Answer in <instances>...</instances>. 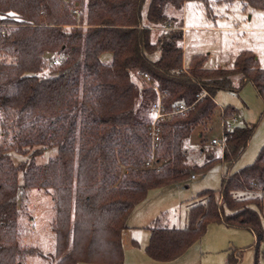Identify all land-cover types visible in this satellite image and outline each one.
<instances>
[{"label":"trees","instance_id":"16d2710c","mask_svg":"<svg viewBox=\"0 0 264 264\" xmlns=\"http://www.w3.org/2000/svg\"><path fill=\"white\" fill-rule=\"evenodd\" d=\"M185 1L0 0V264H24L35 254L50 264H122V233L135 204L150 189L204 173L218 160L207 152L203 165L191 164L184 150L197 128L203 143L215 94L236 89L231 77L239 74V86L250 82L264 103V69L248 50L231 67H204L202 54L183 66ZM243 1L264 11V0ZM103 52L111 53L109 61L101 60ZM156 101L172 113L157 122L153 147ZM179 104L187 109L173 112ZM222 111L235 115L231 107ZM254 127H224L219 160L228 169L220 188L198 193L185 227L151 226L149 256H180L210 223L247 229L256 243L264 239V145L254 162L230 170ZM51 149L54 156L35 163ZM13 153L26 157L15 163ZM33 188L54 202L49 257L17 238ZM238 260L230 254L224 264Z\"/></svg>","mask_w":264,"mask_h":264},{"label":"rangeland","instance_id":"374dc122","mask_svg":"<svg viewBox=\"0 0 264 264\" xmlns=\"http://www.w3.org/2000/svg\"><path fill=\"white\" fill-rule=\"evenodd\" d=\"M179 15V12L177 13ZM180 19L183 27V64H188L195 54L205 56L204 67H231L235 57L244 50L250 51L264 69V11L243 0H187L184 2ZM9 26V25H8ZM111 53L103 52L102 61H109ZM234 90H219L215 96L217 110L211 127L199 142L197 128L184 143V150L191 164L203 165L210 152L214 161L204 173H197L184 181L166 184L150 189L145 197L132 208L127 217V229L122 233V264H224L232 255L238 256L236 264H264V239L256 243L254 235L247 229L210 223L205 233L191 243L184 252L170 260L152 258L146 252L150 226H186L189 205L198 199V193L205 189L218 190L222 174L228 169L221 160L219 145L212 139L223 138V109L234 108L236 125L254 124V131L247 146L231 171L254 162L264 145V103L256 95L250 82L240 85L239 74L231 77ZM234 126V125H233ZM55 150H47L34 157L36 164H42ZM13 153L18 163L22 158ZM123 170L121 169V172ZM19 176V180H20ZM263 208L259 209L264 228V192L261 195ZM53 199L42 190L33 188L27 200L22 203L23 212L18 220V240L22 246L33 247L35 251L49 257L54 254L55 238L51 230L54 216ZM31 217V218H30ZM30 218V219H29ZM133 239L136 243L131 242ZM24 264H50L46 257L27 256ZM85 264V263H79Z\"/></svg>","mask_w":264,"mask_h":264},{"label":"built area","instance_id":"2783aa9c","mask_svg":"<svg viewBox=\"0 0 264 264\" xmlns=\"http://www.w3.org/2000/svg\"><path fill=\"white\" fill-rule=\"evenodd\" d=\"M74 12L77 13V9H75ZM1 33L4 34V30H2ZM56 62H57V59H54L52 61L53 64H55ZM186 109H187L186 106H184L183 104H179L173 112H183ZM150 111L152 113L153 118H152L151 125L149 127V134L151 137L152 146L154 147L155 143L159 140V135H160L157 122L163 120L166 116L170 115L172 112H164L159 101H156L155 103L151 105ZM222 122L225 127H232L233 125L236 124V118L235 117H230L226 119L222 118ZM211 141H212V144L219 145V147L221 148V151H223V148H224L223 138L219 140L216 138H213Z\"/></svg>","mask_w":264,"mask_h":264},{"label":"crops","instance_id":"0c3cea01","mask_svg":"<svg viewBox=\"0 0 264 264\" xmlns=\"http://www.w3.org/2000/svg\"><path fill=\"white\" fill-rule=\"evenodd\" d=\"M183 27H184V26H183ZM183 66H185V65L183 64ZM190 205H191V204H190ZM190 205H189V206H190ZM188 208H189V207H188ZM129 215H130V213H129ZM129 215H128V216H129ZM186 217H187V213H186ZM127 225H128V224H127ZM150 227H151V226H150ZM150 227H149V229H150ZM177 228H178V227H177ZM149 236H150V235H149ZM131 242H132V244H133V243H136L133 239H131Z\"/></svg>","mask_w":264,"mask_h":264}]
</instances>
